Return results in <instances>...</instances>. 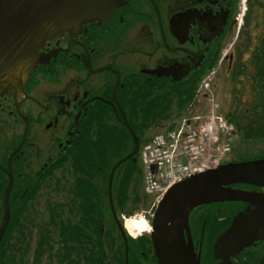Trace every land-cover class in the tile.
<instances>
[{"label":"flooded vegetation","instance_id":"obj_1","mask_svg":"<svg viewBox=\"0 0 264 264\" xmlns=\"http://www.w3.org/2000/svg\"><path fill=\"white\" fill-rule=\"evenodd\" d=\"M36 61L26 80L0 86V227L11 180L12 238L14 216L28 241L26 229L47 213L49 222H70L87 239L70 247L36 245L39 260L48 252L55 264H159L151 222L150 233L134 240L116 224L127 212L120 208L141 198L138 152L118 167L111 201L108 195L113 166L134 150L125 122L138 142L144 127L167 128L177 96L211 72L220 108L237 127L264 126V0H127L105 21L49 33ZM142 115L155 120L143 123ZM249 141L234 142L227 164L264 160V142ZM110 158L117 159L111 169ZM124 165L128 173L118 174ZM224 190L236 199L198 206L183 224L167 227V264H264V185ZM110 235L123 247L111 246ZM96 237L102 246L92 245ZM18 247L7 249L29 251Z\"/></svg>","mask_w":264,"mask_h":264},{"label":"water","instance_id":"obj_2","mask_svg":"<svg viewBox=\"0 0 264 264\" xmlns=\"http://www.w3.org/2000/svg\"><path fill=\"white\" fill-rule=\"evenodd\" d=\"M127 0H0V86L8 80H26L36 67V52L48 38V34L63 28L80 27L91 20L105 21L117 7ZM133 138V152L111 170L108 195L111 201L112 179L117 168L130 160L138 151V142L125 122ZM264 185V160L227 164L215 171L192 177L173 186L157 206L152 226L153 244L159 264H167L169 255L168 226L183 224L189 212L198 206L217 201L236 199L224 187L232 184ZM11 180L4 197V217L0 227V242L9 222V194ZM110 209L114 215L112 203ZM157 224L160 230L155 233ZM117 227L124 236L120 224ZM234 227L229 233L235 231ZM156 238V240H155ZM163 242V243H162ZM126 246V242H125ZM127 248V247H126Z\"/></svg>","mask_w":264,"mask_h":264},{"label":"built area","instance_id":"obj_3","mask_svg":"<svg viewBox=\"0 0 264 264\" xmlns=\"http://www.w3.org/2000/svg\"><path fill=\"white\" fill-rule=\"evenodd\" d=\"M200 93L206 98L207 113L190 111L176 129L155 136L141 152L145 192L158 195L155 204L172 185L217 168L229 152L235 130L218 113L210 93V78L202 82L197 96ZM202 119L208 123L198 125Z\"/></svg>","mask_w":264,"mask_h":264},{"label":"trees","instance_id":"obj_4","mask_svg":"<svg viewBox=\"0 0 264 264\" xmlns=\"http://www.w3.org/2000/svg\"><path fill=\"white\" fill-rule=\"evenodd\" d=\"M195 90V89H194ZM194 90L189 92L187 95H180L181 97L178 98V104L175 108V116H180L184 110V108L186 107V105L192 100L193 94H194ZM155 118L154 116L151 115H142V121L143 123H150V122H154ZM149 129L147 128H142L139 130V135H138V139H139V143L140 145L146 143V140H144V135L146 132H148ZM258 130V129H257ZM258 133H261L260 135H257ZM256 133L253 132H249L247 134L248 137H258V136H263L264 135V130H258ZM125 134L127 135V132H125ZM127 145V143H126ZM110 146L112 148L113 143L110 142ZM117 159H113L110 158V165H109V169L112 168L114 162ZM128 165H124L122 168H120V170L118 171V174L121 173V171L123 170L125 172V174L128 173V169H127ZM137 173H138V182H137V186L138 188H140V190L142 191V183H141V179H142V174H141V170L140 168H137ZM78 193L80 195H85L89 192H85V191H78ZM126 194V190H124V192H121V196L124 197ZM143 196V194H142ZM141 196V197H142ZM142 200V199H141ZM141 200H137L136 201V205L132 206V207H126L123 206L121 207V211L126 212L125 214L129 215L132 214L134 211L138 210L140 208L141 205ZM17 213H15L16 215ZM52 216H55V213H52ZM53 218V217H52ZM49 226L53 228L54 231H56L57 234V238L58 240L56 241V243L61 244L64 247H70V246H75V245H86V238H80V236H78L77 231L74 230V228L72 227V224L70 222H66V223H57L55 221H51L49 222ZM12 225L13 228L12 230L14 231V233H17L19 236L14 235V239L16 241V244L12 243L11 244V240L13 239L8 233H9V228L6 231L1 243H0V264H16V255L18 256V254H20L21 256H23V254L21 252H16V253H12V251L9 252V250L7 248L11 247V246H19L18 249L22 250V248L24 246H27L26 244V236L23 234L24 231H20V227L23 226V224H21L20 220L18 219V216H14L13 217V221H12ZM97 227V224H93ZM19 229V233L18 230ZM113 231H115V228H113ZM40 232H45V234L43 233V235L38 238V247H49L51 244V237H49L50 235L48 234L49 230H41ZM109 240L111 241V246L113 247H123L121 238L119 236H117L116 238L113 235H110ZM91 241V239H90ZM94 244H92L93 246L98 245V246H102V240L98 237H96L94 239ZM116 255V252L114 253ZM118 254V253H117ZM117 256V255H116ZM39 254H36V259L35 262L36 264L39 263ZM102 262H100L101 264Z\"/></svg>","mask_w":264,"mask_h":264},{"label":"rangeland","instance_id":"obj_5","mask_svg":"<svg viewBox=\"0 0 264 264\" xmlns=\"http://www.w3.org/2000/svg\"><path fill=\"white\" fill-rule=\"evenodd\" d=\"M209 78H213V79H211L212 80L211 81L212 82L211 83V88H212L211 89V92H212V94L214 96L215 103L218 105V108L220 110L219 113H221L223 115L225 114L227 116L228 113L223 108H220V105H219L220 104L219 103L220 95L218 93V81L215 80V76H213V77L210 76ZM180 95L181 94H179L177 96V99L175 97V99L178 100V98L181 97ZM199 112H200V110L197 111V115H199ZM200 116L203 117L204 115L203 114H200ZM204 118H206V117L204 116ZM177 119L178 118L177 117L175 118V116L173 115L169 122H173L174 121L173 123H175V122L178 121ZM206 122H207L206 120H203L202 119V120H200L198 122V125H202L203 126V124H205ZM164 130L166 131V129H163V130H161V129H150L148 132L145 133L144 137L151 138L155 134H158V133H160V132H162ZM258 130H264V126H261L260 128H258ZM258 130L256 129V131H255V128L254 129L253 128L245 129V127L242 128V129L239 128L238 129V136H237V138H236V140L234 142H245L246 139L247 140L250 139L251 141H249V142H264V135L263 136H258V137H248L247 136V134L249 132L256 133ZM260 134L261 133H258L257 132V135H260ZM129 146H130V144H128V147ZM127 151H128V149H127ZM105 192H106V190H105ZM104 194H105V199H106L107 198L106 197V193H104ZM46 198H48L49 200H53V197H51V196H47L46 195ZM149 198L146 199L145 206L147 205L148 200L150 201ZM55 202H60V201L57 200ZM36 207H37V212H38V206H36ZM141 207H143V206H141ZM113 211H114V207H113ZM134 213L135 212H133L132 214H129V215L125 214L123 216V218L128 217L130 215H131V218H132L135 215ZM39 214H40V212H39ZM44 214H45V216L41 214V218L39 220H38L37 216H35V219H34L33 223H31L30 226L26 229L29 232L28 241H26V244L29 247V251H28V253L23 254V256H21L20 254H18V256L16 255V260L19 259L18 261H16V264H36V262H35L36 256L34 257L33 254H34V248L37 245V236H36V234L39 231V229L40 230H45V229L46 230H49L48 234L50 235L49 237H51V239H52L51 242H50L51 245L49 246L50 248H53V247H56V246H62L61 244L56 243V241L58 240L56 231H54L53 228L49 226L50 223L48 221L47 213H44ZM137 215H138L137 217H139L140 214L137 213ZM123 218L121 217V219L118 222L121 227H123V223H122ZM126 219H128V218H126ZM64 220H65V218H64ZM129 220H131V219L129 218ZM137 220L138 219H136V221ZM126 223H128V222H126ZM109 224H110L109 225V231L110 232H114L113 231V228L116 229V227H115V225H114V223L112 221V218H111L110 213H109ZM116 224H117V222H116ZM117 229H118V227H117ZM15 235H16V233H15ZM13 242H14V237L11 240V244ZM62 247H64V246H62ZM21 253H22V251H21ZM55 262H56L55 256L52 253H48L47 252V254H45L44 256H42V259H40V262L38 264H55Z\"/></svg>","mask_w":264,"mask_h":264},{"label":"bare ground","instance_id":"obj_6","mask_svg":"<svg viewBox=\"0 0 264 264\" xmlns=\"http://www.w3.org/2000/svg\"><path fill=\"white\" fill-rule=\"evenodd\" d=\"M141 221L143 220H132L125 223V228L130 230L132 235L140 236L142 234L148 233L150 231L149 225L144 221L142 224Z\"/></svg>","mask_w":264,"mask_h":264},{"label":"clouds","instance_id":"obj_7","mask_svg":"<svg viewBox=\"0 0 264 264\" xmlns=\"http://www.w3.org/2000/svg\"><path fill=\"white\" fill-rule=\"evenodd\" d=\"M141 223L143 224V223H144V221H141Z\"/></svg>","mask_w":264,"mask_h":264}]
</instances>
